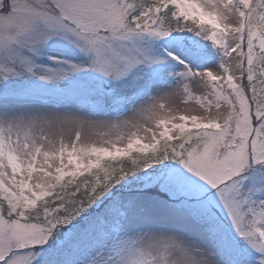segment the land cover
<instances>
[{"label":"snow or ice","instance_id":"1","mask_svg":"<svg viewBox=\"0 0 264 264\" xmlns=\"http://www.w3.org/2000/svg\"><path fill=\"white\" fill-rule=\"evenodd\" d=\"M0 264H264V0H0Z\"/></svg>","mask_w":264,"mask_h":264}]
</instances>
